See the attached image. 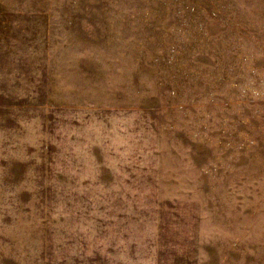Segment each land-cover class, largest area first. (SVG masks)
<instances>
[{
    "label": "rangeland",
    "instance_id": "obj_1",
    "mask_svg": "<svg viewBox=\"0 0 264 264\" xmlns=\"http://www.w3.org/2000/svg\"><path fill=\"white\" fill-rule=\"evenodd\" d=\"M0 264H264V0H0Z\"/></svg>",
    "mask_w": 264,
    "mask_h": 264
}]
</instances>
